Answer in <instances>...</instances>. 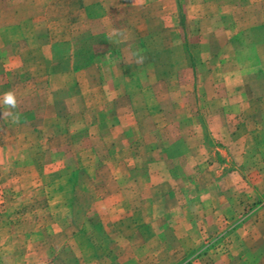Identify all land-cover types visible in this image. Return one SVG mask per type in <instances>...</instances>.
Returning <instances> with one entry per match:
<instances>
[{
	"label": "crops",
	"instance_id": "obj_1",
	"mask_svg": "<svg viewBox=\"0 0 264 264\" xmlns=\"http://www.w3.org/2000/svg\"><path fill=\"white\" fill-rule=\"evenodd\" d=\"M183 12L191 13L188 50ZM23 60L32 82L15 96ZM9 92L15 107L5 103ZM101 124L124 141L136 126L140 140L156 142L140 158L168 157L178 174L190 171L150 183L143 171L122 178L114 151L97 171L111 189L102 202L111 219H129L140 198L144 223L163 243L165 229L184 230L185 253L236 221L264 186V0H0V141L15 139L11 128L35 131L55 144L48 153L61 157L50 165L63 169L81 154L69 152V140L94 139ZM252 236L245 225L235 231L214 264H239L240 250L261 246L248 244Z\"/></svg>",
	"mask_w": 264,
	"mask_h": 264
},
{
	"label": "rangeland",
	"instance_id": "obj_2",
	"mask_svg": "<svg viewBox=\"0 0 264 264\" xmlns=\"http://www.w3.org/2000/svg\"><path fill=\"white\" fill-rule=\"evenodd\" d=\"M189 16L191 13L180 14L181 38L187 50L191 47L187 44L191 43ZM28 63L16 62L20 82L15 96L25 93L21 83L29 86L32 82L26 72ZM166 78L169 85L175 79ZM26 100L25 106L32 107L33 100ZM38 100H43V95L35 102ZM106 127L97 126L99 132L94 139L69 140V152L81 154L72 157L73 162L63 169L58 164L50 165L61 157L59 150L48 153L55 144L35 131L21 134L17 127L11 128L15 139L0 141V264H214L229 251L231 236L244 225L254 234L248 244L261 241V246L256 251L240 250L239 264H264V186L260 197L247 202L236 221L225 223L218 233L205 238L196 251L189 253L177 247L183 229H165L167 242L163 243L144 223L146 207L140 198L132 200L129 219H111L110 204L102 203L108 202L111 189L106 187V177L97 171L109 163L108 157L114 151L120 153L117 176L122 178L134 179L143 171L150 183L161 175L186 176L190 171L184 166L178 174L167 162L168 157L140 158L139 152H151L156 142L140 140L136 126L132 127L129 141L118 139V133L108 134ZM168 143L161 142L160 146L166 149ZM167 225L170 222L164 228Z\"/></svg>",
	"mask_w": 264,
	"mask_h": 264
},
{
	"label": "clouds",
	"instance_id": "obj_3",
	"mask_svg": "<svg viewBox=\"0 0 264 264\" xmlns=\"http://www.w3.org/2000/svg\"><path fill=\"white\" fill-rule=\"evenodd\" d=\"M5 103L12 107L16 106L15 97L11 92L5 94Z\"/></svg>",
	"mask_w": 264,
	"mask_h": 264
}]
</instances>
